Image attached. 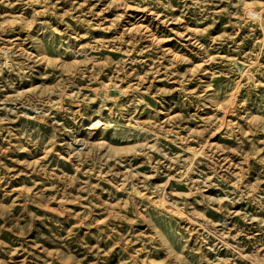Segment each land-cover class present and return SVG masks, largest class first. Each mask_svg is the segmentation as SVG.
<instances>
[{
  "label": "rangeland",
  "instance_id": "1",
  "mask_svg": "<svg viewBox=\"0 0 264 264\" xmlns=\"http://www.w3.org/2000/svg\"><path fill=\"white\" fill-rule=\"evenodd\" d=\"M0 264H264V0H0Z\"/></svg>",
  "mask_w": 264,
  "mask_h": 264
}]
</instances>
